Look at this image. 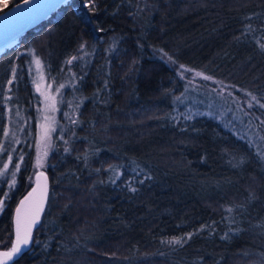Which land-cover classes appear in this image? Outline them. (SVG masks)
I'll use <instances>...</instances> for the list:
<instances>
[{"label":"trees","instance_id":"obj_1","mask_svg":"<svg viewBox=\"0 0 264 264\" xmlns=\"http://www.w3.org/2000/svg\"><path fill=\"white\" fill-rule=\"evenodd\" d=\"M260 44L264 0H68L0 53V143L15 111L31 131L0 250L34 155L31 57L63 85L46 207L10 264H264V128L179 67L264 104Z\"/></svg>","mask_w":264,"mask_h":264},{"label":"rangeland","instance_id":"obj_2","mask_svg":"<svg viewBox=\"0 0 264 264\" xmlns=\"http://www.w3.org/2000/svg\"><path fill=\"white\" fill-rule=\"evenodd\" d=\"M1 1L2 3H6L8 0ZM37 59L38 58L32 56L28 66L30 74L29 82L31 88L35 92L34 116L36 120V132L34 141V155L30 169L25 179V182L28 184V190L26 191V193L29 192L35 182V174L38 172H45V169L47 167V161L53 149V132L55 131L57 126L58 98L60 96V90L63 88L60 87V85H57L56 83L54 84L52 81H48L46 79L42 64L40 63L39 65H37L36 63ZM196 73V71H188L186 72V74H183V77L184 79H187V76H190L191 79L188 81V83L194 86L209 88L213 90H217L219 89L218 87H220V89H222L218 91L220 99L228 97V104L230 107H233L235 110L243 109L246 115L252 117L253 121L256 122V125L260 126V128H264V123H262L264 122V110L263 108H260L258 105H256L255 101L251 100V96H249L247 93L238 92L236 90L232 91L231 89L220 86V84H217V82H220L217 78L205 80L203 79L204 75L196 76ZM184 75H186V77ZM202 80L204 84H201ZM198 81L200 82V84L198 83ZM57 89H59V91H57ZM249 102H252L256 106H254L253 108H249ZM225 118L232 124L238 123V121L235 119H239V117L235 116L234 114L232 117H227V115L225 114ZM8 124L9 127L7 128L0 143V172L6 173V175L0 176V187L2 186V184H5V189L3 190L4 193L0 198V201H3V206L0 207V213L3 211V208L5 206V194H10V192L15 188V186L10 187V185H12L13 179H15L16 185L17 174L23 163L24 156L22 155L21 151V141L23 140L25 133L28 134L29 132H31L29 130V126L25 124V118L23 114L18 111L12 113ZM28 138H30V136ZM45 152H47V155H45ZM15 165H19L18 171L16 170ZM13 172H15L14 177ZM92 229L94 228L92 227L90 231H92ZM12 243L13 240L8 247L0 251L9 250L12 246ZM62 259L68 260L67 257H62ZM74 261L75 263L88 264V261H84L83 256L76 257L74 260H70L69 263L71 264L72 262L73 264Z\"/></svg>","mask_w":264,"mask_h":264},{"label":"water","instance_id":"obj_3","mask_svg":"<svg viewBox=\"0 0 264 264\" xmlns=\"http://www.w3.org/2000/svg\"><path fill=\"white\" fill-rule=\"evenodd\" d=\"M67 1L68 0H29L28 3H25V0H21L7 11L0 14V53L6 48L12 46L28 29L33 27L40 20L47 18L52 12ZM41 173L42 175H39ZM38 175L39 180H37ZM34 179L35 182L29 192L17 202L13 209L11 222L14 239L16 219L18 215L17 209H19V216L22 224L28 222L38 213L39 222L32 229L31 236L34 230L38 228L45 210L49 193L48 176L45 172H38L35 174ZM33 189H35V191H33ZM22 201L23 204L21 203ZM31 244L32 239L30 244L26 248H23V251L20 254L14 256L12 260H9L7 264L16 261L24 253L29 251Z\"/></svg>","mask_w":264,"mask_h":264},{"label":"snow or ice","instance_id":"obj_4","mask_svg":"<svg viewBox=\"0 0 264 264\" xmlns=\"http://www.w3.org/2000/svg\"><path fill=\"white\" fill-rule=\"evenodd\" d=\"M29 0H25V3H28ZM94 4V0H85V5L90 7L91 10V6ZM249 30H250V26H249ZM81 49H83L85 47V45H81L80 46ZM260 47L262 50H264V44H260ZM78 59V57H72L69 61H67V63L71 64L72 60H76ZM171 59V58H169ZM37 65L40 64L39 59L36 60ZM181 69H184L185 71H191V69H186L184 65H180L179 66ZM180 76L181 78H183V72H180ZM196 76H203L202 73L197 72ZM203 79L205 80H210L211 77L209 76H203ZM9 83H11V81H9ZM60 87H63V85H60ZM57 91H59V89H57ZM249 96H251V100L256 102V105H258L260 108H264V104L260 103L259 100H257V97L252 96L251 93H248ZM177 100H179L180 98L177 97ZM254 105L252 102L248 103V107L249 108H253ZM75 123V121H73ZM264 123V122H262ZM65 151H68V149H65ZM45 155H47V152H45ZM7 167V166H5ZM16 170H19V165H15ZM97 171H99V169H97ZM6 175V173L4 172H0V176H4ZM39 175H42L39 174ZM39 175L37 176V180H39ZM119 175V174H117ZM15 176V172H13V177ZM46 179V178H45ZM6 182V181H5ZM114 182V181H113ZM143 181H141L142 183ZM15 186V179H13L12 185H10V187H14ZM132 191H135L136 189H131ZM33 191H35V189H33ZM7 196V193L5 194ZM31 195V194H29ZM23 204V201L21 202ZM3 206V201H0V207ZM42 210V209H41ZM228 211H231V209H228ZM17 219H16V229H15V239L14 242L12 243V246L9 250L6 251H0V264H7V262L9 260H12L14 256H16L17 254H20L23 251V248H26L32 239L31 233H32V229L37 225L38 221V213L36 216H33L28 222L22 224L20 216H19V209H17ZM188 238H191V234H188ZM186 240L184 238H176L173 237L171 240H168L167 243L169 244H180L182 245L183 243H185Z\"/></svg>","mask_w":264,"mask_h":264}]
</instances>
